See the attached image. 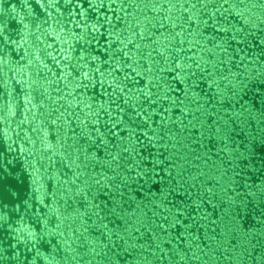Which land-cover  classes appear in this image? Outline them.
Segmentation results:
<instances>
[{
  "label": "water",
  "instance_id": "obj_1",
  "mask_svg": "<svg viewBox=\"0 0 264 264\" xmlns=\"http://www.w3.org/2000/svg\"><path fill=\"white\" fill-rule=\"evenodd\" d=\"M109 19L114 49L125 19L143 31L145 67L204 57L189 91L143 103L135 150L94 143L88 116L127 96L75 87ZM0 264H264V0H0Z\"/></svg>",
  "mask_w": 264,
  "mask_h": 264
},
{
  "label": "snow or ice",
  "instance_id": "obj_2",
  "mask_svg": "<svg viewBox=\"0 0 264 264\" xmlns=\"http://www.w3.org/2000/svg\"><path fill=\"white\" fill-rule=\"evenodd\" d=\"M78 2H83V0H78ZM98 3H103V0H96ZM95 6V4H94ZM207 7V5H205ZM85 14V10L81 8V15ZM199 19V17H194ZM120 17L117 16V21ZM108 24L109 28V45L105 49L107 52V60H101L99 57L92 56L89 58V63L96 64L94 69H89L80 74V80L75 85L79 88L81 86L94 85L98 80L99 84L102 86L105 82L112 87L113 93L117 95H126L127 100L125 101V107L123 109L124 115L108 114L109 118L103 123L99 119L94 118V114L88 111V116L92 117V123L94 126L98 125L96 138L94 143H98L104 147L109 146H119L124 144V140L127 139L129 144L132 146V149L135 150L137 146V130L143 129L147 126L148 120L151 119L152 113L149 112L148 116L142 121H136L137 117L141 116L140 109L143 108V103L151 100L153 95L160 93L158 99L167 100L169 89L172 87L183 88L185 92L189 91V82L191 81L193 73V67L196 68L197 72L200 71L204 65L201 63L204 57L203 54L200 57L193 55H188L184 48L181 46H175L172 50L160 49V55L165 57L163 67H154L151 62L146 61L147 67L144 63L140 62L138 57H135V54L130 55L129 53V44H131L136 36H144L143 31L135 33L130 31V25L125 19V24L128 29V38L126 40H120V33H117L115 39L119 42V48H113V39L112 33L115 31V26L112 25L111 20L109 19ZM99 23V20H97ZM208 21H205L207 24ZM207 30L206 28L204 29ZM124 29H121V33ZM93 33H98L100 36H103L104 33H99V29L95 26L92 27ZM96 37L93 36V39ZM140 45H137L139 49ZM194 45H191L188 49V52H191V48ZM227 53V59L229 64H233L236 56L231 52L230 48H224L221 52V56ZM150 55V54H149ZM131 60V63L128 61ZM107 65V67H105ZM83 67V65H81ZM205 71H208L207 68H204ZM70 75V74H69ZM203 75V73H201ZM132 89H135V93L132 92ZM127 90V92H126ZM155 90V91H154ZM134 97V99H133ZM133 101L128 103V101ZM83 102V101H82ZM85 107L90 109L91 104L86 103ZM101 108H107L105 105H101ZM151 107V105H150ZM173 107V105H169ZM129 113L131 115L129 116ZM98 116V114H96ZM113 116L115 118L113 119ZM89 121H82L85 125ZM103 129V130H102ZM127 131V137H124L122 133ZM144 136H148V133L145 131ZM115 139L118 144L112 145V140ZM124 150L127 151L128 147L125 146Z\"/></svg>",
  "mask_w": 264,
  "mask_h": 264
}]
</instances>
